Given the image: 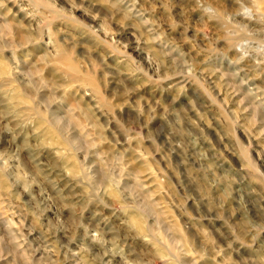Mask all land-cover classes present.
Instances as JSON below:
<instances>
[{"label": "rangeland", "instance_id": "374dc122", "mask_svg": "<svg viewBox=\"0 0 264 264\" xmlns=\"http://www.w3.org/2000/svg\"><path fill=\"white\" fill-rule=\"evenodd\" d=\"M0 264H264V0H0Z\"/></svg>", "mask_w": 264, "mask_h": 264}]
</instances>
